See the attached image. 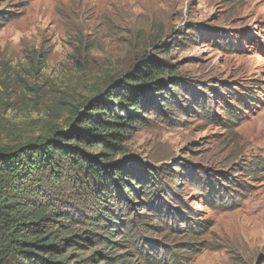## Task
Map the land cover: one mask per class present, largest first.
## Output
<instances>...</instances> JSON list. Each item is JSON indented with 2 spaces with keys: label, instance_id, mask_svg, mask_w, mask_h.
I'll use <instances>...</instances> for the list:
<instances>
[{
  "label": "rangeland",
  "instance_id": "obj_1",
  "mask_svg": "<svg viewBox=\"0 0 264 264\" xmlns=\"http://www.w3.org/2000/svg\"><path fill=\"white\" fill-rule=\"evenodd\" d=\"M155 60L181 84L172 111L140 113L116 158L163 172L151 204L126 194L146 203L135 209L150 227L135 223L120 260L264 264V0H0V143L64 129L83 102ZM69 175L41 189L62 212L93 213L89 182Z\"/></svg>",
  "mask_w": 264,
  "mask_h": 264
},
{
  "label": "trees",
  "instance_id": "obj_2",
  "mask_svg": "<svg viewBox=\"0 0 264 264\" xmlns=\"http://www.w3.org/2000/svg\"><path fill=\"white\" fill-rule=\"evenodd\" d=\"M149 64L137 65L123 79L112 81L96 99L83 102L64 129L24 142L0 143V264H91L99 258L114 261L109 264H131L120 260L124 253L119 250L150 225L141 221L148 216L135 209L146 203L136 205L126 194L134 200L144 193L151 204L162 192L158 182L163 172L138 160L117 162L116 158L123 155L131 133L140 130V113H163L162 107L172 111L171 100L181 84L173 78L175 69L156 60ZM73 172L89 182L86 190L97 206L93 213L62 212L52 195L41 189L46 184L56 192ZM112 201L123 204L127 223L114 215L115 211L120 215L122 208ZM171 209L181 217L186 215ZM124 228L134 233L126 238ZM149 262L162 264L156 259ZM174 263L175 258L165 264Z\"/></svg>",
  "mask_w": 264,
  "mask_h": 264
}]
</instances>
